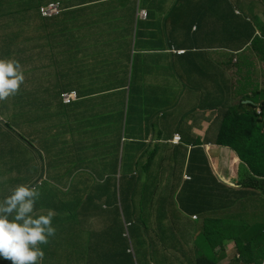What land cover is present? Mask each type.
<instances>
[{
	"label": "clouds",
	"instance_id": "clouds-1",
	"mask_svg": "<svg viewBox=\"0 0 264 264\" xmlns=\"http://www.w3.org/2000/svg\"><path fill=\"white\" fill-rule=\"evenodd\" d=\"M6 1L12 5L11 13L9 16L12 18V26L6 25L10 30L16 29L18 25L24 24L21 34L18 38H7L4 42H8V45L14 46V40L19 39L21 42L23 51H18V56L13 54L12 59H0V130L6 129L13 137L11 143L8 141V147L5 149V155L12 157L13 159L20 160L21 158L29 157L30 154H40L43 157L42 152L39 149V142L37 140V146L34 150L30 147L28 140H25L27 136L36 131L32 129V126L36 125V109L29 104L22 105L21 97L22 91L26 92L24 86L29 79L28 75L36 71H45L46 67L43 66L44 59L38 56V53H42L41 50L28 51L27 46L29 44V38L25 37V34L30 31V25L34 28L38 25H32V20H27L25 23L17 22L13 17L14 14V1H19L23 4L26 0H0ZM40 0H31L30 3H26L23 7L27 14L32 13V7L38 4H42L40 7V15L42 18L54 19L63 16L69 9H66L65 5L61 1H49L47 3H40ZM242 1V0H241ZM250 7L249 11H245V17L240 15L241 12L237 10V17L242 18L245 23L251 28L253 33L252 39L247 41L246 47L241 49H232L226 46H220L217 50L210 49H197L195 46L187 47L186 49H180L171 45L169 52L173 55L184 56L192 51H199L205 55H209V60L203 58V67L207 70L208 74L212 73V70L218 68L219 74L216 75L218 82V89L216 92L212 90V83L209 81L204 86V104L205 101L210 99L219 105L214 110H204L203 122L210 124L205 135L196 133L195 131H201L195 126H200L202 123L199 120H195L196 114H200L201 107L193 105L192 102L184 98L186 107L179 111L174 105L170 108H166V103L162 107L160 116L163 117L165 124L170 127L176 128L180 124V127L185 126L188 122L187 133H175L172 138L162 139L158 136V127L156 124V116L148 118L142 117L143 130H137L135 138H130V135H124L121 140L119 153L117 159L120 162L128 163L126 171L132 168V189L141 195L145 190V186H150V193L154 191L153 205H147L146 213L150 211L157 216L159 213L165 218L166 223L160 227L161 232L165 233V236L154 241L150 249L141 255H136L134 251H128L133 257L134 264H141V259L148 261L154 250H162L164 245L169 253V258L163 255L158 258L162 264H197V259L202 257L214 259V264H245L242 262V257L238 248L234 243H230V248L224 249L222 242L220 245L214 243V247L204 237L203 233V220L206 217L221 219L229 218L233 219L235 216H243L244 208L242 203L236 204L234 201V192H241L244 190L243 184L240 181L241 174H247V166L241 161L238 152L230 147H224L216 145V138L220 130V121L218 116L225 111L232 110L239 114L240 108L243 106L248 107L253 105V112L255 115L262 119L261 102H259L257 92L264 91V62L253 59L254 56L249 54L251 45L255 39H261L264 41V0H245ZM78 12V11H73ZM87 16V11H82ZM39 16V14H38ZM148 18V11L146 9H140L137 13V19L146 20ZM37 22L42 20L40 18L35 19ZM85 20L81 21L84 24ZM67 29V26H66ZM25 31V32H23ZM32 52L39 57V61L31 63L24 52ZM212 56H218L220 58L219 64L213 61ZM22 63V65L19 64ZM35 65V67H34ZM28 71L27 72H23ZM174 74V73H173ZM36 75H38L36 73ZM166 76V74H163ZM63 76V75H62ZM151 77L153 79L158 78L160 75H145L138 73L137 64H130L125 70L114 73L109 80L113 81L112 89L103 90L106 94V98L110 93L116 92V90H124L125 98H127L124 108V123L123 129H126L127 122L129 120V108L130 100L135 102L134 106H137L139 100L145 102H151L154 100L152 94H147L143 98H139L140 92L147 86L141 84L142 77ZM176 80L181 87V77L174 74ZM32 80V79H29ZM37 81V80H36ZM116 81V82H115ZM162 88V86H160ZM20 90V92H18ZM183 94H181L182 96ZM179 96V98L181 97ZM81 94L78 90H63L61 94L64 105L70 106L78 102L81 99ZM19 100V117L14 119L18 124H11V117H13V101ZM139 104V103H138ZM148 104V103H147ZM146 104V105H147ZM6 105V106H5ZM5 106L4 111L8 114V118L4 117L1 110ZM117 109V108H115ZM131 109V108H130ZM146 110L142 108L141 111ZM165 110V111H164ZM210 113L209 116H206ZM25 114L26 118L22 116ZM147 115V114H146ZM94 117V116H93ZM23 118L24 120H21ZM91 117H87L83 120L84 123L90 120ZM107 118V117H106ZM215 118V119H214ZM27 122L28 128L21 132L20 122ZM105 122V121H104ZM192 122V124H191ZM199 122V124H198ZM104 125V123H103ZM103 125L97 127V131L106 134L103 131ZM211 135H213L211 137ZM104 137V142H105ZM101 147H87L98 154V148ZM220 148L219 150L229 151L230 154L223 156L221 167L214 169L213 161L210 158L211 148ZM161 148H165L166 154L163 156V163L170 162L174 165V169H179V187L172 190V194L166 197L164 206L161 207L160 202H155L156 196L159 194V187L163 185L165 180V173L162 170L149 171L146 165H143L141 158L151 160L150 167H153L154 162L158 157H161L159 152ZM132 150H135L136 155H131ZM169 152V154H167ZM198 154L205 155L208 166L207 171L211 176L215 178V190L217 186H224L227 191V197L223 199L219 196V191L215 192V200H213L214 210L206 215H201L193 211L189 204L190 194L184 189L189 186L194 177L198 175L203 176L204 171L199 172L202 168V158L197 157ZM78 156V155H77ZM197 157V158H196ZM204 157V158H205ZM203 158V159H204ZM200 160V161H199ZM125 161V162H124ZM136 162L135 165H129ZM59 164L62 169H59L56 174V178L49 175L48 171L42 169L38 171H32V175L28 178L19 177L12 181L13 185H7L6 182L0 185V259L10 261L11 264H43L45 252L42 245H47L51 237H54L57 232H62L59 225L53 222L57 220H67V216L58 212L65 209H59L55 204H50L46 198L50 196L54 190H64L70 193L67 199H62L61 202L66 205L69 203V208L73 202L82 201L85 204V208L89 207L92 203V197L99 192V189H106L108 185L107 178L116 175L120 177V171H122V165L116 168V172L112 170V166L108 164L106 171H97L93 169L83 168L84 164L75 158L73 155H65L63 159L60 158ZM112 170V171H111ZM226 170L227 173L225 176ZM247 171V172H246ZM7 172V173H6ZM6 174H12V177L17 176V171H6ZM65 179H67L65 181ZM59 180L66 184V186L60 185ZM206 181L209 180L205 179ZM205 181V182H206ZM229 181H232L231 183ZM183 187V188H182ZM204 184L197 187V191L200 194V200L205 195ZM214 183L211 179L209 186L206 188L208 196L212 197L214 190ZM72 190V191H71ZM49 192V193H46ZM232 194V197L230 195ZM92 198V199H91ZM94 201V199H93ZM246 208L251 211H264V203H257V201H244ZM151 208V209H150ZM68 209V208H67ZM106 209V206L104 210ZM55 224V226H54ZM94 224H97L96 229L101 231V221L93 219L91 216L88 220L86 228L92 229ZM130 224L124 222V229L128 231ZM201 226V228H200ZM186 235L187 239L185 244H180V235ZM128 238V235H125ZM203 239L205 245L203 246L204 252L199 250L201 246L199 244L200 239ZM130 242V243H129ZM128 244L131 246V240ZM113 250L104 247L96 254L99 257L105 254L106 257L113 256ZM180 253L182 254L180 256ZM233 256L232 260H227V256ZM7 263V262H6ZM153 264V262L151 263ZM264 264V260L262 262Z\"/></svg>",
	"mask_w": 264,
	"mask_h": 264
},
{
	"label": "crops",
	"instance_id": "crops-1",
	"mask_svg": "<svg viewBox=\"0 0 264 264\" xmlns=\"http://www.w3.org/2000/svg\"><path fill=\"white\" fill-rule=\"evenodd\" d=\"M49 1L52 0L39 2ZM54 1H61L66 9L71 11L64 14L65 18L59 22L56 33L50 38L54 45L53 50L42 40L43 44L39 50L45 54L51 52V58L40 57L44 59L42 67H46L45 71H36L38 80L28 79L24 86L26 92L23 90L21 94V104H29L36 109L37 140L43 157L33 154L18 160L5 155V149H10L8 141L11 143L13 137L6 129H1L0 185L19 177L28 178L32 171H38L43 166L49 175L56 178L57 171L62 169L59 160L65 155L78 158L85 169L106 171L109 167L101 148H98V154L87 149L101 147L106 134L102 135L99 131L94 133L93 127L88 128L81 124H84L83 120L87 117H91L89 121L93 116L101 117L104 121L106 117L107 120L112 118L115 108L106 104V94L103 90L116 87L112 85L113 81L109 80L111 76L134 63L137 64L140 74L160 75L156 79L148 76L141 78V84L147 87L138 97L152 94L154 100H139L137 106L156 102L162 108L166 103L165 110L174 105L182 111L186 107V98L193 105H200L201 111L199 115L196 114L195 120L199 118L202 124L195 127L201 131L195 132L205 135L210 124L203 122L204 86L210 81L212 91L216 92L218 82L214 74L218 75L219 69H213L212 73L208 74L202 63L204 56L209 60V55L202 52L192 51L184 56H177L171 54L168 49L171 45L180 49H186L189 45L197 49L217 50L220 46L241 49L246 47V39L251 40L253 36L251 28L242 18L237 17L236 13L238 10L242 14L240 16L245 17V11L250 10L245 0ZM11 9V4L0 1V21H4L8 26H12V18L9 16ZM140 9L148 11L146 20L137 19ZM84 10L87 11V16L82 13ZM236 19L239 23L238 30ZM83 20L84 24L81 23ZM127 48L131 49L130 52H125ZM212 58L219 64L218 56ZM23 72L29 73L24 70ZM173 73L181 77V87ZM62 90H78L82 97L73 105L66 106L61 98ZM147 105L142 108H147ZM5 106L1 113L8 118L6 110L4 111ZM155 116L158 136L164 140L172 138L175 133L188 132V122L183 127L179 124L172 128L165 124L159 114ZM130 124V138L133 139L137 135V130L134 129L135 121ZM103 127L107 128L106 125ZM219 149L213 147L210 153L212 166L216 171L221 167L223 156L230 154L229 151ZM130 154L138 153L132 150ZM159 154L161 157L156 159L152 168L150 159L139 156L149 171L162 170L165 173L164 183L159 187L155 202L166 200L172 190L181 184L179 169H174L170 162L161 165L166 154L165 148H161ZM6 171H17L18 174L12 177V174L8 175ZM222 171L227 176V171ZM59 182L60 185L66 186L60 180ZM13 184L12 181L7 183ZM184 190L188 192V186Z\"/></svg>",
	"mask_w": 264,
	"mask_h": 264
},
{
	"label": "trees",
	"instance_id": "trees-1",
	"mask_svg": "<svg viewBox=\"0 0 264 264\" xmlns=\"http://www.w3.org/2000/svg\"><path fill=\"white\" fill-rule=\"evenodd\" d=\"M41 5L38 4L32 7V13L27 14V20L33 19L32 25L39 24L37 49L41 47L43 44L42 40H44L49 48L53 50L54 45L50 38L52 34L56 33L59 22L65 16L63 15L54 19L42 18L40 15ZM13 17L17 22H22L16 13L13 14ZM36 18H40L42 23L40 20L37 23ZM236 20L238 30L239 23L238 19ZM22 27L24 28V24H20L16 29H13V38L19 37ZM228 31L230 32V29ZM19 39L14 41H18ZM4 41V39H0V59H12L13 54L18 56V50L13 45H8L10 41ZM130 50V48H127L125 52H130ZM41 52L38 53L39 57L51 58V52L47 54L42 50ZM24 53L31 63L39 61V57L36 54L26 51ZM249 54L254 56L253 59L264 62V41L255 39L251 45ZM19 64L22 65L21 62ZM257 96L259 102H261L262 119L258 118L253 112V105H249L248 107L241 105L240 114L229 110L220 114L217 118L220 121V130L216 138V145L235 149L241 161L248 169L247 174H241L240 176L244 190L233 193L235 203L243 204L244 217L235 216L233 219L206 217L202 224L204 237L211 245V248L214 247V243L217 245H220L224 241L234 243L242 259H244L242 262L245 264H262L264 260V211L249 212L243 203L244 201L264 203V91L257 92ZM126 100L124 90H116V92L110 93L107 96L105 100L106 104L117 109L112 111L113 116L110 120L106 118L104 125L107 128L103 127L106 138L101 149L105 154L106 162L112 166L114 173L116 172V168L122 165L120 177L117 178L115 175L111 179L109 175L106 189H99L95 197H92L94 201L91 198L92 203L87 208H85V204L82 201L73 202L70 208L69 203L64 205L61 200L67 199L71 194L61 189H56L51 192L50 196L48 195L46 202L48 200L50 204H55L59 209L66 208V210L58 212L66 215L67 220H53V222L60 226L62 232L60 235L57 232L54 237L50 238L47 245H42L45 252L43 264H134L133 256L128 253L129 250L134 251L136 255H141L150 249L154 241L165 236V233L160 230V227L166 223L161 213L157 216L151 211L146 213L147 205H153L154 203V191L152 193L149 191L152 187L145 186V190L140 193L141 195H137L132 189L133 172L131 166L126 171L128 163L120 162L117 159L122 138L124 135H130L132 130L130 123L135 121L134 129L143 130L142 117L147 116L148 118H152L156 114H160L162 108L156 102H152L147 105L146 110L141 111L142 107L146 104H140L141 106L138 107L134 106L135 102L133 100H130L129 121L124 130V108L122 107L125 105ZM218 107V104L208 99L205 101L203 109L214 110ZM103 122L104 120L101 117L94 116L91 121L81 125H85L88 128L90 126L93 127V132L95 133L97 132V127ZM173 124L172 122L170 126ZM71 128L73 129L74 127ZM25 140H28L32 149L37 150L36 131L27 136ZM197 157L202 158V161L199 160L202 162V167H200L202 169L199 172L204 171V178L198 175L189 183V204L191 209L196 213L206 215L215 208L213 206V200H215L213 197H216L215 192L219 191V196L223 199L227 197V191L224 186L220 185L217 186L218 190H215L216 180L207 171L208 161L205 155L198 154ZM136 162L129 165H135ZM90 171L94 172L93 170ZM208 178L209 180L206 181L205 179ZM211 179L214 183L212 197L206 193V188L209 186ZM229 182L231 183L232 181ZM202 184H204V187L201 191L205 189V195L200 200L197 187ZM230 197H232V194ZM160 205L163 207L164 201L160 202ZM105 206L106 209L104 210ZM90 216L94 220L98 219L101 221V231L96 229L97 224H94L91 230L86 228ZM124 222L131 225L128 231L124 229ZM126 234L128 238L125 237ZM130 240L132 242L131 246L128 244ZM104 247L113 250V256L106 257L105 254H102L98 257L96 253ZM163 255L162 250H154L152 257L148 261L141 259V264H151L155 259ZM6 262L0 259V264H11L10 261ZM160 264L162 263L160 262ZM197 264H214V259L212 257H202L201 259H197Z\"/></svg>",
	"mask_w": 264,
	"mask_h": 264
},
{
	"label": "rangeland",
	"instance_id": "rangeland-1",
	"mask_svg": "<svg viewBox=\"0 0 264 264\" xmlns=\"http://www.w3.org/2000/svg\"><path fill=\"white\" fill-rule=\"evenodd\" d=\"M30 1L31 0H26L23 4H20L19 1H14V8H15L14 9V13H16L20 17L22 23H25L27 21V13H26V11H24L23 7H24V5L26 3H30ZM9 2H13V0H9ZM13 35H14L13 30H10L9 28H7L4 21H0V39H7V38H10V37H13ZM25 37L29 38V44L27 46L28 51L37 50V44H38L37 43V39H38L37 28H34V27H32L30 25V31H28V33L25 34ZM21 47H22L21 42L14 41V48H16L17 50L19 49V50L23 51V49ZM37 53H38V50H37ZM34 67H35V65H34ZM28 77H29V79H33L34 81L38 80V75H36L35 72L31 73V75H28ZM18 92H20V90H18ZM19 99L21 101H23L22 97H19ZM13 103H14V105H13V117H11V119H12L11 124H13V125L15 124L16 125L18 123H17V121H14V119H15V117H16V119L19 117V100H14ZM24 118H26L25 115H24ZM19 122H20V119H19ZM27 128H28L27 122H20V130H21V132H24ZM34 128L36 129V125H35V127L32 126V129H34ZM46 193H49V192H46ZM200 228H201V226H200ZM59 235H60V233H59ZM178 237L180 238V244L181 245L185 244L187 239H189L188 236H186L184 234H182V235H180ZM199 244L201 245L199 247V250L201 252H204L203 246L205 245V243H204L202 238L200 239ZM222 247L224 249H226V248L229 249L230 248L229 241L224 242L222 244ZM162 253L165 255V257L169 258V253H168L167 248L165 247V245H164V247L162 249ZM181 255L182 254L180 253V256ZM233 256L234 255L227 256L226 259L227 260H232ZM153 264H160L159 259H155V261H153Z\"/></svg>",
	"mask_w": 264,
	"mask_h": 264
}]
</instances>
